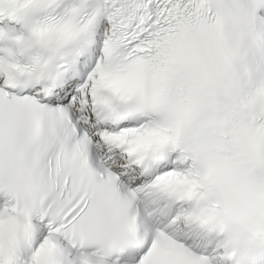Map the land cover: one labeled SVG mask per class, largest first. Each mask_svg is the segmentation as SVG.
<instances>
[{"label": "snow or ice", "instance_id": "1", "mask_svg": "<svg viewBox=\"0 0 264 264\" xmlns=\"http://www.w3.org/2000/svg\"><path fill=\"white\" fill-rule=\"evenodd\" d=\"M0 264H264V0H0Z\"/></svg>", "mask_w": 264, "mask_h": 264}]
</instances>
